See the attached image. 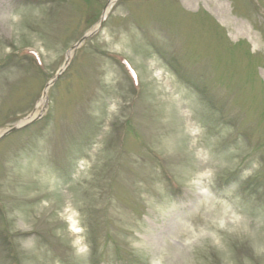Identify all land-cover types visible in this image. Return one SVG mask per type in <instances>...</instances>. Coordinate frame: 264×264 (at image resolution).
<instances>
[{
  "label": "rangeland",
  "instance_id": "1",
  "mask_svg": "<svg viewBox=\"0 0 264 264\" xmlns=\"http://www.w3.org/2000/svg\"><path fill=\"white\" fill-rule=\"evenodd\" d=\"M109 2L0 0V134L95 31L0 140V264H264V0Z\"/></svg>",
  "mask_w": 264,
  "mask_h": 264
},
{
  "label": "bare ground",
  "instance_id": "2",
  "mask_svg": "<svg viewBox=\"0 0 264 264\" xmlns=\"http://www.w3.org/2000/svg\"><path fill=\"white\" fill-rule=\"evenodd\" d=\"M111 5H112V4H110V5L106 8L105 13H104V16L107 15V13H108V11H109ZM68 55L70 56L71 53H69ZM68 59L70 60V57H69ZM47 91H48V90L45 91L44 96H43V97L41 98V100H39V102L37 103V106H36V109H35L34 113L31 114V115L29 116V118H34V117H36V116L39 114V113H38V110L41 109V108L43 107V105H44V102H45V99H46ZM186 247H187V245H186Z\"/></svg>",
  "mask_w": 264,
  "mask_h": 264
},
{
  "label": "water",
  "instance_id": "3",
  "mask_svg": "<svg viewBox=\"0 0 264 264\" xmlns=\"http://www.w3.org/2000/svg\"><path fill=\"white\" fill-rule=\"evenodd\" d=\"M88 36H84L81 40H80V42H79V44L80 43H82L86 38H87ZM77 46H75L73 49H75ZM61 75V72L54 78V80L51 82V83H53L59 76ZM50 83V84H51ZM49 84V85H50ZM48 85V86H49ZM18 129V127L17 126H15V127H12V128H10L8 131H6L1 137H3L4 135H6V134H9V133H12V132H14V131H16Z\"/></svg>",
  "mask_w": 264,
  "mask_h": 264
}]
</instances>
